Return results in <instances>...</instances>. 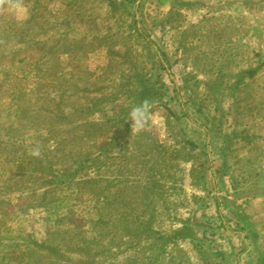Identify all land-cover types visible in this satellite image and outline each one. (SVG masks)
I'll list each match as a JSON object with an SVG mask.
<instances>
[{
	"label": "rangeland",
	"instance_id": "1",
	"mask_svg": "<svg viewBox=\"0 0 264 264\" xmlns=\"http://www.w3.org/2000/svg\"><path fill=\"white\" fill-rule=\"evenodd\" d=\"M0 264H264V0H0Z\"/></svg>",
	"mask_w": 264,
	"mask_h": 264
}]
</instances>
